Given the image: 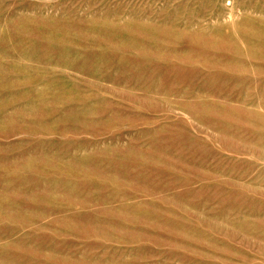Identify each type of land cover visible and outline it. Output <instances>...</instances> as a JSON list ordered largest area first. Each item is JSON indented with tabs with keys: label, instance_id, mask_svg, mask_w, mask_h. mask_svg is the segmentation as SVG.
Wrapping results in <instances>:
<instances>
[{
	"label": "rangeland",
	"instance_id": "374dc122",
	"mask_svg": "<svg viewBox=\"0 0 264 264\" xmlns=\"http://www.w3.org/2000/svg\"><path fill=\"white\" fill-rule=\"evenodd\" d=\"M0 264H264V0H0Z\"/></svg>",
	"mask_w": 264,
	"mask_h": 264
}]
</instances>
